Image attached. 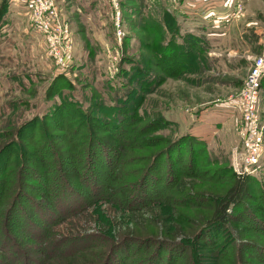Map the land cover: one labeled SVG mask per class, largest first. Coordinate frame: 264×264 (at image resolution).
<instances>
[{
    "label": "rangeland",
    "instance_id": "obj_1",
    "mask_svg": "<svg viewBox=\"0 0 264 264\" xmlns=\"http://www.w3.org/2000/svg\"><path fill=\"white\" fill-rule=\"evenodd\" d=\"M53 2L70 31L73 45L71 60L79 67L67 73L76 82V87L66 90L56 87L51 95H47L49 84L51 90L54 88L51 80L58 72L57 68L46 56L42 37L29 27L25 4L18 0L11 2L13 5L7 19L17 23H12L7 30L4 27L2 34L6 36L0 38V147L11 141L12 134L19 131L24 122L34 116L44 118L53 104L72 93L78 98L93 95L97 101L95 88L98 89L108 79H114L121 66L131 75L132 88L130 100L124 108L131 114L133 111L143 116V119L132 120L133 123L127 121L123 127L126 134L121 138L116 133L119 128H109V138L99 128L94 133L103 140L104 147H109L110 163L124 159L122 175L117 178L123 184L134 182L138 175L140 180L148 172L147 168H153L144 178L143 191L148 195L155 191L153 195L160 204L158 208L153 207L128 218L122 209L116 207L121 191L112 192L109 186L107 199L89 197L87 208L82 213L66 215L63 206L57 211L60 219L53 222L51 218L55 210L44 204L50 191L48 185L58 188L57 182L63 176L66 180L64 186L81 194V187L76 183L83 169L80 162L76 167L67 163V166L60 165L64 170L56 168L57 161H51L52 166L48 165L49 153L42 147V139L46 136L55 148H60L56 155L61 162L85 154L82 148H74L73 145L80 141L86 130L77 134L83 123L67 111V122L72 124L68 131L57 129L58 121L50 122V127L44 125L48 124L46 122L37 126L27 125L22 131L24 134L18 137L20 146L24 148L9 147L0 159V176L6 170L10 172L0 181V264H58L57 260L50 262L45 259V254L50 246H58L56 252L64 248L63 241H74L73 251L77 249L78 253H72L59 264H109L110 255L114 261L120 262L125 251L129 260L122 263L140 261L144 264L146 254L152 249L145 246L136 250L133 245L110 249L114 245H109L110 234L115 230L121 233L132 226L137 232L142 230L143 224L156 228L154 224L160 226L162 216H167L165 214L170 217L182 214L184 217L179 219L189 220L195 233L202 234V239L191 251L170 253L173 264H190L186 260L189 256L200 264H232L236 261L237 264H264V190L261 191L256 184L248 183L242 208L235 210L227 230L209 228L204 221L211 212L210 201L232 185L237 176L252 174L264 182V156L260 166L254 169H246L240 158H236L240 175L233 170V159L243 154L240 131L244 126L233 109L228 112V122L218 130L214 128L215 133L209 141L186 131L202 126L208 110L229 102L241 92L264 39V0H116L120 39L116 36V9L111 0ZM189 2L200 3L201 8L207 4L213 23L224 19L219 25L226 35L215 43L210 41L208 51L201 57L182 56L180 53L177 56L174 49L159 50L161 32L158 20L165 12L172 13L186 30L189 19L184 7ZM202 11L194 12L200 17ZM197 30L194 25L192 31ZM158 52L163 56L169 53L174 56L158 62L154 59ZM127 62L135 64L139 71L128 70ZM122 78L126 76L122 75ZM135 79L139 82L134 83ZM105 113L107 116V112L102 110L100 116H105ZM258 117L264 146V89L259 92ZM162 119L171 124L162 126ZM90 125L99 127L95 122ZM183 134L202 140L205 147L202 149L183 138L159 161L151 163L152 157ZM67 135L74 140L69 138L61 143L60 136ZM32 136L36 141L30 142ZM127 137L133 138L132 142L120 146V141ZM18 152L22 155V162L17 157ZM99 160L101 158L95 157L93 163ZM23 165L26 170L20 171ZM229 166L236 177L229 172ZM177 184H182L180 192ZM65 194L69 196L68 191ZM184 226L186 228L187 225ZM80 235L82 240L72 239ZM88 240L91 243L82 249L81 243ZM154 249L153 255L158 248ZM213 251H218L217 259H212ZM180 254H185L182 259ZM227 255L234 259H227ZM165 258L166 252H162L161 262Z\"/></svg>",
    "mask_w": 264,
    "mask_h": 264
},
{
    "label": "trees",
    "instance_id": "obj_2",
    "mask_svg": "<svg viewBox=\"0 0 264 264\" xmlns=\"http://www.w3.org/2000/svg\"><path fill=\"white\" fill-rule=\"evenodd\" d=\"M10 3L11 0H2L0 4V38L2 37V29L7 22V15L8 11L10 10ZM158 28L161 32V38L160 43L161 47H159V50H168V49H174L175 55H179V53L183 56V54H187L190 57H198V56H204V53L208 51L207 47H209L210 40L208 39L207 35L203 33L202 30H197L194 32H189L188 30H183L180 23H178L176 15L172 13H164L161 19L158 20ZM174 54H165L164 56L162 53H156L154 56V59L158 62L161 60L167 61L168 59H171ZM170 61V60H169ZM128 70L134 69V71L138 72L139 68L133 64L128 63ZM79 65L71 60L70 69L72 68H78ZM68 72V71H67ZM59 73L57 72L56 75L51 80L52 83H54V88L51 90V86L49 84L47 95H51L54 89L57 87L58 90L61 89H75L76 82L73 81L68 77L69 73ZM122 75H125L126 78L123 79ZM139 82V80L135 79L136 83ZM131 75L127 74V70L125 68H122L120 66L119 73L116 75V77L112 80H107L99 86L98 89L95 88V95H97L98 99L97 101L94 100V96L89 95L88 97H79L75 96L73 93L70 94L69 97L63 98L59 101L58 104H53L52 107L48 109V111L45 113L44 118L39 116H34L29 121L24 122L20 128L19 131L12 134L11 141L4 144L2 147H0V159L1 155H3L4 151L11 148H24L21 147L20 141L18 140L19 136H22L24 134V131L27 128V125H43V122H46L48 124H44L46 126H51L50 122L52 121H58L55 125V127L59 130L68 131V129L71 128L70 124L71 122H67L68 117L66 118L65 112H71L72 115H76L77 119L79 120V123H83L82 127L78 128L77 134L80 131L86 130L84 134L81 135L80 141H77L74 143V148H82L83 154L80 157H72L69 160L63 159L61 162H59V157L56 155L58 151L60 150L55 148L53 146V143L50 142V138L46 137L42 139V147L46 149V151L49 153L48 157L50 158V161L48 165H51V161H57V166L59 170H64L60 167V165L67 166V164L70 165H77L79 162L82 164V176L78 177V182L76 183V186L81 187L82 193L78 194L77 192H72L71 190H68L64 186V177L61 176V180H59L57 183L59 185L58 188L53 187L52 185L49 186V193L46 195L47 203L46 207L52 208L55 211L53 212V217L51 220L54 222L56 219H60L61 215L57 213V211H60V208L65 206V214H75L79 211L84 212L87 208V205L89 203V197L97 196V200H103L107 199V196L109 197V186H111L112 192L114 191H121L122 195L117 198L116 207H119L120 209L127 214V217H134L137 213H142L144 210H150L153 207H159L157 198L153 195L155 191H153L152 195L145 194L143 191V185H144V178L147 174L151 171V168H147L146 174L144 177H141L139 180V176L132 181H127L123 184V181L117 180V178H120L122 175V167H124V159L120 162L110 163L109 162V147H104L103 140L99 138L95 133L94 130H102L106 133L107 137L109 138V128L112 129H120L117 133V136L121 138L122 134H126L125 129L123 127L126 125L127 121L137 120L141 121L143 119V116L136 115V112H133L134 114H131V112L128 111V109H125V105L130 100V95L132 94V88H131ZM133 83V81H132ZM64 87V88H62ZM138 87V84H137ZM264 89V76L261 79L260 82V90ZM136 90V89H135ZM56 92V91H55ZM73 95V96H72ZM89 99V100H88ZM106 111L107 116L105 113V116L101 117L100 112ZM104 115V114H103ZM128 118V120H127ZM91 122L98 123L99 127H93L90 125ZM133 123V121H132ZM162 126L171 124L166 119L161 120ZM66 128H62L65 127ZM54 127V126H53ZM92 128V130H90ZM68 136V137H67ZM66 137L60 136L61 139L59 141L61 143L67 142L69 140V135ZM185 139L187 141H190L191 144L197 145L202 147V149L205 147V143L188 134H183L177 138L173 143H171L169 146H167L164 150L160 151L156 156L152 157L151 163L154 161H159L166 153L169 152L173 146L177 144V142L181 139ZM74 138H72V141ZM133 138L130 139L127 137L125 140L120 141L121 145H127L132 142ZM36 141L33 139V136L31 137V141ZM83 141V142H82ZM73 143V142H72ZM176 143V144H175ZM18 158L23 161L22 155L20 152H18ZM73 153V152H72ZM100 154V156L98 155ZM96 158H101V161L99 160L98 163H93V160ZM48 158V159H49ZM69 162V163H68ZM151 165V164H150ZM75 166V167H76ZM149 169V170H148ZM24 165L22 166V169L20 171H25ZM229 172H232L231 167L228 168ZM4 171V170H3ZM10 172L6 170L5 172H2L0 176V181H3L4 176L8 175ZM234 175V174H233ZM235 176V175H234ZM236 177V176H235ZM138 179V180H137ZM233 184L227 187L223 193L219 196H214L211 202V212L208 214L207 218H204L205 224H207L210 227H219L221 229H228V225L231 221H233V214L235 210L242 208V201L245 199L247 190H248V183H254L256 186L262 190L263 188V181L256 177L255 175H248V176H237L233 180ZM43 183V182H42ZM182 184H177L176 188L180 192L181 191ZM69 192V196H66V192ZM108 191V192H107ZM77 193L78 195L74 194ZM182 193V192H181ZM113 195V193H110ZM184 194V193H182ZM99 195V196H98ZM16 206V205H15ZM14 206V207H15ZM185 208V207H184ZM119 209V210H120ZM11 210V208H10ZM62 211V210H61ZM159 211V209H158ZM64 215V214H63ZM167 216H162V224L160 226L156 225V228H150L149 225L143 224L142 230H138L136 232L135 226H132L130 229L126 228L122 230L121 233L115 231H112L109 238V245H114L110 249H117L121 248L123 245L127 246H135L136 250L141 249L142 247H148L147 249H152L146 254V261L144 264H173V261H171V252L179 251L185 252V251H191L193 246H196V243L202 239V234L195 233L194 228H192V224L190 226L189 220H182L179 219V217H184L182 214L178 217H170L168 214H165ZM58 216V217H56ZM186 222V223H185ZM193 223V222H192ZM184 225H187L186 228ZM196 227V224L195 226ZM114 229V226L113 228ZM40 232V231H39ZM121 236V237H120ZM121 238L120 240L118 238ZM82 240L83 236L79 237H73L72 239L76 240ZM71 241V240H70ZM94 241V240H93ZM90 240L83 242L81 247L82 249H85L86 245H88ZM67 244V245H66ZM74 241L72 243H64L62 246L64 248H60L58 252V246L55 248H52V246L48 247V250L45 254V259L52 262L53 260H57V263H62V261H65L67 257H70L72 253H78V250L76 249L75 252L74 249ZM61 245V244H60ZM72 245V246H71ZM78 247V246H77ZM140 247V248H139ZM47 248V245H46ZM57 248V249H56ZM157 249L155 255L151 254L153 253V249ZM154 249V250H155ZM123 249H119L118 251L121 252ZM162 252H166V258L163 262H161L160 257L162 255ZM217 252L214 253L213 251V257L212 259H217ZM123 256L121 258L120 262H116L113 260V257L110 255L109 264H125L122 262H127L129 260L128 254H126V251L122 253ZM91 255V254H88ZM168 255V256H167ZM181 259L184 257L185 254H180ZM189 255V254H188ZM142 257V256H141ZM201 257H204L201 255ZM197 258V257H195ZM233 260L234 257L232 255H227V259ZM190 264H200L198 261H195L196 259H192L191 256L188 257ZM233 262V261H232ZM238 261L233 262L232 264H237ZM72 264H77L75 262H70ZM231 263V262H230ZM51 264V263H50ZM56 264V263H55ZM85 264V263H84ZM134 264H141L140 261L135 262ZM175 264V263H174Z\"/></svg>",
    "mask_w": 264,
    "mask_h": 264
},
{
    "label": "built area",
    "instance_id": "obj_3",
    "mask_svg": "<svg viewBox=\"0 0 264 264\" xmlns=\"http://www.w3.org/2000/svg\"><path fill=\"white\" fill-rule=\"evenodd\" d=\"M13 1L15 0H11V2ZM18 1H22L26 6L29 27L42 37L47 58L53 63L59 73H66L71 65L73 45L69 28L59 16L53 0ZM115 1L111 0L116 9V36L120 39L119 12ZM223 21L224 19H219L218 23H223ZM263 76L264 39L260 43V53L253 60L248 70L241 92L238 96L227 102L244 124L240 131L243 154L238 157L236 156L232 161L233 170L237 174L236 158H240L239 161L244 164L246 169H254L260 166L261 158L264 156V146L261 142L262 133L258 117L260 82Z\"/></svg>",
    "mask_w": 264,
    "mask_h": 264
},
{
    "label": "crops",
    "instance_id": "obj_4",
    "mask_svg": "<svg viewBox=\"0 0 264 264\" xmlns=\"http://www.w3.org/2000/svg\"><path fill=\"white\" fill-rule=\"evenodd\" d=\"M12 5L13 4H10V8ZM205 6H206V9H204ZM200 8H201L200 3L197 4L194 2H189L188 4H186V6L184 7V12L186 16L188 17L189 21L187 20L186 22L187 24L185 25V28L186 30L188 29L189 32H193L192 29H193V26L195 25L197 29L202 30L203 33L207 35L210 41H213V43H215L219 39V37H224L226 35V31L222 32V29L220 28L221 26L219 25L220 23H218V21H217V24L210 21L211 17H210V12L208 11L209 6L207 4L202 6L201 9ZM196 10H203L202 15H200V17L196 16L194 12ZM12 23L15 24L17 23V21L15 20L11 21L10 18L7 19V22L4 25L5 29L4 27L3 29L7 30L6 28H11ZM9 31H11V29H9ZM13 33L14 31L12 32L11 35H13ZM2 35H4V33ZM217 108H212L204 114L205 115L204 123H201L202 126H198L197 125L198 123H197V124H194V125H197L196 127H193L190 129L188 128L186 131L189 134L195 135L196 137L200 139L209 141L215 133L214 128L218 130L219 127L224 126L226 124L225 122H228V119L230 117L228 115V112L232 111L233 109L231 105H228L227 103L222 104V105L220 104ZM232 116L233 115H231V117Z\"/></svg>",
    "mask_w": 264,
    "mask_h": 264
}]
</instances>
